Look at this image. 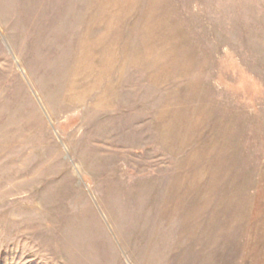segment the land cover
Instances as JSON below:
<instances>
[{"label":"rangeland","instance_id":"374dc122","mask_svg":"<svg viewBox=\"0 0 264 264\" xmlns=\"http://www.w3.org/2000/svg\"><path fill=\"white\" fill-rule=\"evenodd\" d=\"M0 264H264V0H0Z\"/></svg>","mask_w":264,"mask_h":264}]
</instances>
